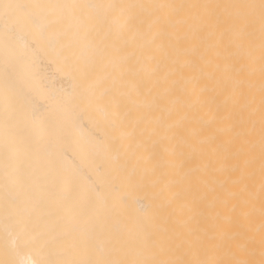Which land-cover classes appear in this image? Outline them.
I'll list each match as a JSON object with an SVG mask.
<instances>
[{"label": "bare ground", "instance_id": "bare-ground-1", "mask_svg": "<svg viewBox=\"0 0 264 264\" xmlns=\"http://www.w3.org/2000/svg\"><path fill=\"white\" fill-rule=\"evenodd\" d=\"M0 264H264V0H0Z\"/></svg>", "mask_w": 264, "mask_h": 264}]
</instances>
